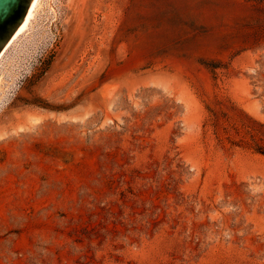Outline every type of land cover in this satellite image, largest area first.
<instances>
[{"label":"rangeland","instance_id":"374dc122","mask_svg":"<svg viewBox=\"0 0 264 264\" xmlns=\"http://www.w3.org/2000/svg\"><path fill=\"white\" fill-rule=\"evenodd\" d=\"M36 11L0 57V264H264V156L204 126L227 100L264 136V0Z\"/></svg>","mask_w":264,"mask_h":264},{"label":"trees","instance_id":"16d2710c","mask_svg":"<svg viewBox=\"0 0 264 264\" xmlns=\"http://www.w3.org/2000/svg\"><path fill=\"white\" fill-rule=\"evenodd\" d=\"M215 68L214 66H209ZM208 118L205 121L204 126L210 129L213 134L219 138L220 133H227L229 125L231 129H236L237 126L246 130L247 134L251 137L252 145L250 149L255 153L264 156V136H260L257 131L248 126L244 120L240 118V111H238L232 103L229 101H221L214 99L213 107L206 106ZM228 125V126H227ZM259 126L264 128L263 124ZM263 143H260V142ZM231 145H237L238 143L229 139ZM240 142V141H239Z\"/></svg>","mask_w":264,"mask_h":264},{"label":"water","instance_id":"95a60500","mask_svg":"<svg viewBox=\"0 0 264 264\" xmlns=\"http://www.w3.org/2000/svg\"><path fill=\"white\" fill-rule=\"evenodd\" d=\"M33 0H0V52L23 24Z\"/></svg>","mask_w":264,"mask_h":264},{"label":"bare ground","instance_id":"6f19581e","mask_svg":"<svg viewBox=\"0 0 264 264\" xmlns=\"http://www.w3.org/2000/svg\"><path fill=\"white\" fill-rule=\"evenodd\" d=\"M38 6H39V0H33V3L30 7V10H29L23 24L16 31V33L10 38V40L7 42V44L4 46V48L1 50L0 57L3 55L5 50H7V48H9V46L12 43H14V41L17 40V38L27 30L28 26L31 23V20L33 19L35 13L37 12L36 10H37Z\"/></svg>","mask_w":264,"mask_h":264}]
</instances>
